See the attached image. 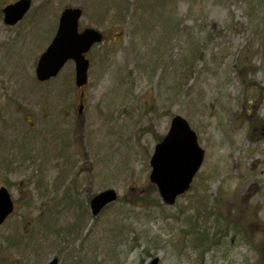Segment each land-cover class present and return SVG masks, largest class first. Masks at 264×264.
Wrapping results in <instances>:
<instances>
[{"label": "rangeland", "instance_id": "rangeland-1", "mask_svg": "<svg viewBox=\"0 0 264 264\" xmlns=\"http://www.w3.org/2000/svg\"><path fill=\"white\" fill-rule=\"evenodd\" d=\"M16 1L0 0V188L16 206L0 264H264V230L236 228L192 192L167 206L145 191L181 116L205 153L208 195L235 191L264 223V128L250 127L264 120V0H31L6 26ZM66 7L83 9L80 30L105 35L82 90L73 62L47 83L35 75ZM108 189L129 199L92 217L88 201Z\"/></svg>", "mask_w": 264, "mask_h": 264}, {"label": "water", "instance_id": "water-1", "mask_svg": "<svg viewBox=\"0 0 264 264\" xmlns=\"http://www.w3.org/2000/svg\"><path fill=\"white\" fill-rule=\"evenodd\" d=\"M31 0H19L3 9L4 23L14 26L28 13ZM83 15L81 8H65L59 19V26L52 42L40 56L36 68L39 82H47L58 76L69 61L75 64V85L78 89L88 83L90 61L86 54L103 42L104 35L93 28L79 31V21ZM83 105L79 113H82ZM205 153L198 145L195 132L181 116H175L168 134L154 150L150 161L149 180L155 185L163 204L172 206L178 197L186 194L199 172ZM118 200L113 189L98 193L90 203L92 216L97 217L108 205ZM14 206L6 187L0 189V225L13 212ZM49 264H59L53 259ZM151 264H159L154 260Z\"/></svg>", "mask_w": 264, "mask_h": 264}, {"label": "trees", "instance_id": "trees-1", "mask_svg": "<svg viewBox=\"0 0 264 264\" xmlns=\"http://www.w3.org/2000/svg\"><path fill=\"white\" fill-rule=\"evenodd\" d=\"M125 2V1H124ZM124 2H121L122 4H125ZM121 7H119L118 10ZM261 45L264 50V34L263 36L261 35ZM200 50L196 49L193 50V54H191L190 58L191 62H195L199 59H201L202 54L199 53ZM193 65V63H192ZM245 65L242 67L240 70V80L243 83H247L246 79V74L245 72ZM252 104V103H251ZM250 127H251V135L254 134L256 129H262L264 128V120L262 119H254L252 122H250ZM245 178L246 181L249 180V178H254L255 173H245ZM199 180L196 184H193L191 187L190 192L193 193V196H191L192 200H194L200 207L207 209H217L219 211H227V216L228 219L231 220L229 222H232L236 225V228H241L244 229L248 232H257L258 230H264V223L257 217V211L258 208L254 205H252L250 202L245 201V199L239 200V198L236 195L235 191H232V193H226L224 191H220L218 195L212 200V198L208 195V188H207V182L208 179L206 177L200 176V174L197 176L196 180ZM145 191L148 195H157V189L154 185H152L150 182L147 183L145 187ZM237 197V198H236ZM128 195L123 197L122 199H118V203H124L128 200ZM245 201L247 207L245 210L242 212V214L238 218H232L231 213L232 212H237V210L241 207L242 203ZM145 197L141 201L143 204H148L146 203ZM243 206V205H242ZM236 220L237 222L233 221Z\"/></svg>", "mask_w": 264, "mask_h": 264}, {"label": "flooded vegetation", "instance_id": "flooded-vegetation-1", "mask_svg": "<svg viewBox=\"0 0 264 264\" xmlns=\"http://www.w3.org/2000/svg\"><path fill=\"white\" fill-rule=\"evenodd\" d=\"M80 104H81V102H80ZM84 105H85V104H84ZM91 199H92V198H91ZM91 199L88 201V204H89V205H90V201H91ZM12 200H13V199H12ZM65 200H67V198L63 197V201H64V202H66ZM63 201H62V202H63ZM13 202H14V201H13ZM15 208H16V206H15V203H14V210H13V213H14V211H15ZM13 213H12V214H13Z\"/></svg>", "mask_w": 264, "mask_h": 264}, {"label": "bare ground", "instance_id": "bare-ground-1", "mask_svg": "<svg viewBox=\"0 0 264 264\" xmlns=\"http://www.w3.org/2000/svg\"><path fill=\"white\" fill-rule=\"evenodd\" d=\"M236 215H237V212H232V213H231V217H232V218H236Z\"/></svg>", "mask_w": 264, "mask_h": 264}]
</instances>
